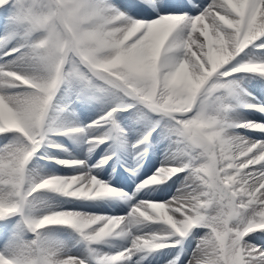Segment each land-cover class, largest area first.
Returning a JSON list of instances; mask_svg holds the SVG:
<instances>
[{"label":"snow or ice","instance_id":"snow-or-ice-1","mask_svg":"<svg viewBox=\"0 0 264 264\" xmlns=\"http://www.w3.org/2000/svg\"><path fill=\"white\" fill-rule=\"evenodd\" d=\"M0 264H264V0H0Z\"/></svg>","mask_w":264,"mask_h":264}]
</instances>
